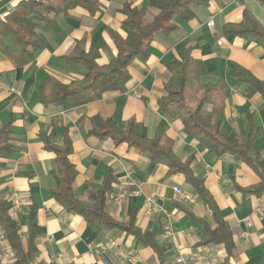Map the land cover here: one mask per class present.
<instances>
[{"label":"crops","instance_id":"crops-1","mask_svg":"<svg viewBox=\"0 0 264 264\" xmlns=\"http://www.w3.org/2000/svg\"><path fill=\"white\" fill-rule=\"evenodd\" d=\"M19 1L0 0V15ZM97 2L93 17L80 8L56 15L45 33L47 47L36 52L29 65L14 68L0 54V127L10 121V149L0 152V200L5 201L7 215L19 224L29 264H176L177 256H189L204 248L212 251L217 264H264V193L245 192L258 186L260 177L230 154L209 150L186 136L182 123L169 121L157 103L170 78L169 61L180 60L188 52L193 60L203 63L207 71L204 83L223 80L230 89L220 134L242 137L245 114H249L255 123L252 149L264 161V101L258 94L245 96L246 85L233 69L237 65L264 83V51L247 39L226 36L222 31L226 24L239 23L244 12L264 29V4L255 0H210L204 7H194L191 20L173 18L174 30L157 33L148 45L146 59L129 64L130 79L124 93H106L100 100L68 112L43 105L39 91L48 77L67 85L85 75L83 67L65 61L77 41L96 53L98 66L107 65L116 56L111 33L125 38L128 32L122 6L128 3L132 8L147 7V0ZM157 13L147 8L144 21ZM211 18L214 25L207 27ZM196 98L189 97L187 105L193 107ZM210 113L211 106L205 105L202 114ZM94 118L111 120L120 130L132 122L133 134L141 139L152 140L160 133L170 139L176 159L182 164L189 162L192 176L202 182L217 207L220 220L230 232L233 251L228 253L222 243L204 244L206 230H214L217 225L183 174L170 173L165 165L126 143L97 138L90 133ZM65 140L71 146L69 162L76 170L72 189L77 200L89 205L87 185L100 184L110 174L105 213L117 222L132 221L141 233L150 234L160 258L153 248L142 245L129 233L106 228L98 220L87 222L55 201L51 195L55 155L45 143L62 147ZM173 186L196 195L197 203L188 206L177 202ZM12 192L22 195L25 201L16 213L8 201ZM120 192L124 199L116 203L112 196ZM148 196H153L161 209L150 217L143 215ZM30 206L36 209V230L34 241L27 246ZM111 241L115 247L107 248Z\"/></svg>","mask_w":264,"mask_h":264},{"label":"trees","instance_id":"trees-1","mask_svg":"<svg viewBox=\"0 0 264 264\" xmlns=\"http://www.w3.org/2000/svg\"><path fill=\"white\" fill-rule=\"evenodd\" d=\"M210 0H147V7L132 8L126 3L121 11L125 16L123 22L127 29L125 38L111 33L116 56L107 65L98 66L96 53L86 50L83 41H77L65 61L71 65L81 66L86 70L82 79L61 84L51 77L43 83L39 95L45 106H53L68 112L88 103L98 101L109 92L124 93L130 76L129 64L135 59L144 60L148 56V45L157 33H169L174 30L171 21L178 18L189 21L194 14L192 8L204 7ZM264 4V0H255ZM80 8L93 17L98 10L97 0H20L14 7L0 15V54L14 67L29 65L36 52L47 47L45 33L53 24L58 14H68ZM147 8L156 9L158 13L148 22L144 21ZM224 35H233L253 42L264 51V29L247 13L237 24H226ZM170 78L163 86V96L157 101L160 110L169 121L178 120L183 125V133L195 139L205 148L228 153L237 161L248 165L261 179V183L246 190V193H264V161L256 154L252 145L255 140V123L249 114H245V131L242 137L234 134L222 136L220 127L224 121L225 100L230 89L225 81L217 80L204 83L207 71L202 62L193 60L186 52L182 59H172L168 63ZM234 75L246 85V97L258 94L264 101V83L252 76L247 70L234 65ZM1 76V73H0ZM196 95L193 107L187 105V99ZM205 105L211 106L210 115H203ZM10 121L0 127V152L10 149L7 141ZM133 123L129 122L125 130L114 126L111 120L93 119L91 134L97 138L111 139L115 144L126 143L148 159L165 165L170 173H181L193 187L197 196L211 211L217 225L214 230H206L205 245L223 244L228 253L234 245L227 226L218 215V209L209 198L200 180L195 179L188 166L189 162L180 163L172 152V142L163 133L152 140L136 137ZM45 148L55 155V171L52 173L55 186L51 195L66 212L76 214L87 222L98 220L106 228H117L129 233L142 245L156 249L150 234L141 233L133 222H117L105 213L106 195L111 189L112 177L107 174L100 184L87 185L89 205L81 204L74 196L72 184L76 175L75 168L69 162L71 146L65 140L62 147L45 143ZM36 209L30 206L28 211L27 246L34 241ZM0 231L5 244L14 254L12 264H29V254L24 251L20 238L19 224L6 212L5 201L0 200Z\"/></svg>","mask_w":264,"mask_h":264},{"label":"built area","instance_id":"built-area-1","mask_svg":"<svg viewBox=\"0 0 264 264\" xmlns=\"http://www.w3.org/2000/svg\"><path fill=\"white\" fill-rule=\"evenodd\" d=\"M214 25L213 19L211 18L207 23V27H212ZM221 43L218 41L217 45ZM172 191L175 196V200L179 203L184 205L193 206L197 203V196L182 190L178 186H173ZM114 202L119 203L124 199V193L120 192L116 195L112 196ZM8 201L10 203V209L12 212H18L24 205L25 201L22 195L17 192H12L9 197ZM160 207L156 204L153 196H148L144 200L143 206V215L146 217L153 216L157 212H160ZM257 212L260 210L257 209ZM115 243L113 241L108 242L107 248H114ZM90 249H94L91 247ZM14 259L13 252L7 247L4 241V237L2 232L0 231V261L4 262H11ZM192 262L200 263V264H217L216 260L213 256V253L210 249L204 248L201 251L194 252L189 256L179 255L175 259L176 264H190Z\"/></svg>","mask_w":264,"mask_h":264}]
</instances>
